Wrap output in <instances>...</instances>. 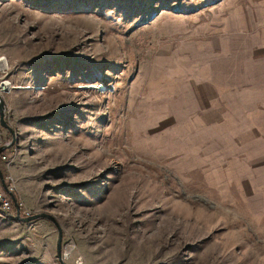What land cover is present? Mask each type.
<instances>
[{"label":"rangeland","instance_id":"1","mask_svg":"<svg viewBox=\"0 0 264 264\" xmlns=\"http://www.w3.org/2000/svg\"><path fill=\"white\" fill-rule=\"evenodd\" d=\"M252 53L264 0H0V264H264Z\"/></svg>","mask_w":264,"mask_h":264},{"label":"crops","instance_id":"2","mask_svg":"<svg viewBox=\"0 0 264 264\" xmlns=\"http://www.w3.org/2000/svg\"><path fill=\"white\" fill-rule=\"evenodd\" d=\"M244 61L248 62V63H255V62H264V54H260V55H255V54H251L250 56V59H249V56H248V59H245ZM243 61V63H244ZM255 73V72H254ZM264 73V71L262 72ZM260 74V73H259ZM261 75V74H260ZM242 83H246L248 84V92L246 94H249L251 95L252 91L251 89H255V90H264V75H261V81H259L257 78H251V77H244L242 79ZM234 89V90H233ZM242 93V94H241ZM243 93L241 90L239 91L237 89V87H233L232 88H229V99L232 98L233 99V96L232 95H236L238 96L239 98H244V100L246 99L245 96H243ZM247 102L245 101V106H246V109H249L248 105H246ZM232 108V107H231ZM249 112V111H248ZM247 116L248 113L246 114Z\"/></svg>","mask_w":264,"mask_h":264},{"label":"built area","instance_id":"3","mask_svg":"<svg viewBox=\"0 0 264 264\" xmlns=\"http://www.w3.org/2000/svg\"><path fill=\"white\" fill-rule=\"evenodd\" d=\"M5 68H6V65H4V62H3V66H0V71L4 72ZM10 87H11V84L9 80L6 77H0V93L9 91ZM0 157L3 159L5 158V155L2 153ZM11 191H12V185L9 180H7L5 188H2L0 186V208L3 211H8L10 209V206H11L10 205V192Z\"/></svg>","mask_w":264,"mask_h":264},{"label":"water","instance_id":"4","mask_svg":"<svg viewBox=\"0 0 264 264\" xmlns=\"http://www.w3.org/2000/svg\"><path fill=\"white\" fill-rule=\"evenodd\" d=\"M2 105H3V101L0 99V124L3 125L5 128H7L12 133V129H11L10 125L3 119ZM16 212H17V209H16ZM38 214L39 215H43V216H47V217L49 216L46 213H38ZM36 215L37 214H35V215H28V216H24V217L22 216V217H20V219H22V220H28V219H31V218L35 217ZM49 217H51V216H49ZM57 257H58V259L60 261H62L61 258H60V256H59V250L57 251ZM62 264H64V263H62Z\"/></svg>","mask_w":264,"mask_h":264},{"label":"bare ground","instance_id":"5","mask_svg":"<svg viewBox=\"0 0 264 264\" xmlns=\"http://www.w3.org/2000/svg\"><path fill=\"white\" fill-rule=\"evenodd\" d=\"M0 66H3V62L0 64Z\"/></svg>","mask_w":264,"mask_h":264}]
</instances>
